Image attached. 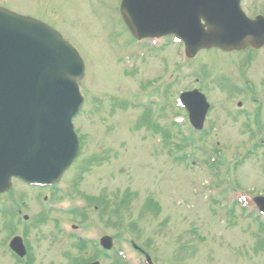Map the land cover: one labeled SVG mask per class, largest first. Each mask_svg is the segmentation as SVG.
Segmentation results:
<instances>
[{"label":"rangeland","instance_id":"obj_1","mask_svg":"<svg viewBox=\"0 0 264 264\" xmlns=\"http://www.w3.org/2000/svg\"><path fill=\"white\" fill-rule=\"evenodd\" d=\"M119 2L0 0L52 26L77 48L85 63L80 88L86 97L75 120L82 146L62 178L61 195L15 184L11 197L3 196L2 203L29 207V218L18 224L0 216V264H78L93 256L116 264L117 250L128 264H142L132 244L154 264H264V217L259 223L249 214L255 211L253 196H264V46L231 54L211 48L187 60L166 39L169 48L149 52L128 37ZM242 5L249 14L264 12V0ZM184 68L187 76L179 72ZM169 82V93L159 94L163 109L139 105L151 89L162 93ZM193 88L206 92L211 108L203 130L185 127L180 136L172 120L183 112L174 100ZM35 194L44 206L39 220ZM60 200L65 207L85 203L83 216L53 211ZM15 235L27 250L16 260L8 247ZM101 235L113 238L109 257L75 241L94 243Z\"/></svg>","mask_w":264,"mask_h":264},{"label":"water","instance_id":"obj_2","mask_svg":"<svg viewBox=\"0 0 264 264\" xmlns=\"http://www.w3.org/2000/svg\"><path fill=\"white\" fill-rule=\"evenodd\" d=\"M239 1L191 0L184 10L175 8L165 16L156 11L157 0H122L120 8L136 36L146 28L140 22L157 19L166 25L169 20L184 39L187 54L193 56L212 46L228 51L264 44V26L245 18ZM82 76L81 59L57 32L0 7V146L11 155V160L5 161L0 147V191L9 187L11 175L27 174L50 182L70 165L78 149L71 118L81 105L77 81ZM182 100L194 124H201L204 96L194 90ZM15 142L25 152L20 170L13 160L18 158ZM256 200L264 205L262 197ZM101 241L110 247L109 237Z\"/></svg>","mask_w":264,"mask_h":264}]
</instances>
